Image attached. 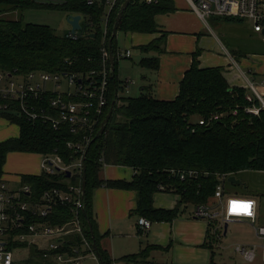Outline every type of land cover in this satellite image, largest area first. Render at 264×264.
Returning <instances> with one entry per match:
<instances>
[{
  "label": "trees",
  "instance_id": "16d2710c",
  "mask_svg": "<svg viewBox=\"0 0 264 264\" xmlns=\"http://www.w3.org/2000/svg\"><path fill=\"white\" fill-rule=\"evenodd\" d=\"M126 0H118L108 15V32L104 42L102 23L106 14V0H0V70H18L26 74L32 71L48 73H78L90 75L102 68V48L112 51L115 73L112 74L107 93V106L100 114L93 113L97 124L93 125L92 141L83 164L86 167V214L81 212L86 236L96 241L105 264H112L108 253L101 246V236L94 214V193L102 187L132 190L137 194L136 209L131 217H145L152 223L172 222L178 216L180 206L187 204H212L218 185L216 174H233L243 171L264 172V110L259 115L247 114L244 108L250 103L246 97L250 90L231 86L224 77L222 67L200 68V50L194 54L193 63L180 84L178 96L171 101L155 98L145 87L138 97L122 96L124 82L118 77L117 36L112 39L117 16ZM27 9H49L70 15H81L83 36L77 40L58 35L48 25L27 23L22 12ZM177 11L174 0H157L147 4L144 0H132L123 12L118 32L160 33L156 17ZM17 13L20 17L7 18ZM3 15V16H2ZM5 16V17H4ZM237 20L234 18H225ZM92 35H94L92 37ZM167 33L147 45L138 46L143 53L165 51ZM112 40L111 46L110 42ZM144 57L142 68L158 70L159 56ZM114 105L112 116L104 134L96 135ZM256 105H260L258 100ZM238 109L239 114L232 112ZM222 115L218 120L212 116ZM12 119L18 125L19 136L0 142V176L10 153L58 154L65 165L70 166L80 154L68 147L69 142H82L88 135L86 127L71 132L68 124L58 130L41 121H29L25 117ZM206 119L201 125L199 120ZM124 166L135 170L131 181L105 180V166ZM172 169H192L209 172L210 176L180 181L170 174ZM83 174L72 171L50 176L48 174H22V184L31 187V198L39 200L44 191L51 188L66 189L68 184L79 185ZM166 193L181 196L177 207L165 210L154 206V195L159 186ZM72 219L71 211L64 206L53 208L51 224H63ZM44 220V219H43ZM78 239V238H77ZM219 239L211 232L203 245L211 251L209 264H216V245ZM151 248L139 255L122 258L124 262L144 264L148 262Z\"/></svg>",
  "mask_w": 264,
  "mask_h": 264
},
{
  "label": "built area",
  "instance_id": "2783aa9c",
  "mask_svg": "<svg viewBox=\"0 0 264 264\" xmlns=\"http://www.w3.org/2000/svg\"><path fill=\"white\" fill-rule=\"evenodd\" d=\"M144 1L147 4L157 2ZM186 1L190 9L205 22L209 16L246 20L253 32L264 42V0ZM117 2L118 0H106V14L102 23L104 42L108 32V15ZM83 33L82 27L79 32L66 33L65 37L77 40ZM131 55L130 50H118L117 53L119 59L130 58ZM102 64L103 68L99 73L92 71L90 75L41 71L23 74L18 70H0V117L4 114L10 117H25L29 121L50 124L55 130L68 124L73 133L83 127L89 130L82 142L68 143L70 149L81 155L80 159L67 166L58 154L42 155L39 175L45 173L53 176L66 172L71 177L72 171L83 172L85 151L92 141L93 125L97 124L93 113L100 114L107 106V93L113 74L110 52L106 47L102 48ZM131 83L129 79L124 82L127 89ZM249 90L246 99L250 105L246 106L244 111L247 114L259 115L260 111L264 110V96L252 83L249 84ZM257 100L260 105H256ZM232 114L237 116L239 110L235 109ZM221 116L216 114L210 120H218ZM4 119L12 121L10 118ZM199 123L207 124V120H199ZM169 172L180 181L211 175L209 172L192 169H172ZM215 176L218 180L215 202L196 204L193 216L206 221L209 232L217 239L225 236L226 224L237 220L249 221L255 229V235L260 239V244H236L235 251L245 261L252 263L260 251L264 254V225L257 224L258 203L253 198L227 193L226 183L233 174ZM159 190L163 192L166 187L160 185ZM57 206L67 207L72 213V219L63 224H51L50 217L53 208ZM234 206L243 208L234 211ZM83 210L81 183L68 184L66 189H48L39 200L34 201L31 198V187L22 184L21 177L18 186L13 187L4 176H0V264H32L34 256H41L38 264H85L89 259L102 264L93 249L94 241L91 242L86 236L81 217ZM137 224L141 231H147L152 226V222L142 216L138 218ZM19 251L25 254L16 257L15 254Z\"/></svg>",
  "mask_w": 264,
  "mask_h": 264
},
{
  "label": "crops",
  "instance_id": "0c3cea01",
  "mask_svg": "<svg viewBox=\"0 0 264 264\" xmlns=\"http://www.w3.org/2000/svg\"><path fill=\"white\" fill-rule=\"evenodd\" d=\"M174 3L177 8L176 12L156 17L160 33H128L130 40L127 50H130V47L138 49V46L147 45L154 39L159 38L163 32L167 33L164 45L165 51L163 53L159 55L155 52L146 54L139 50L144 54L142 58L158 55L160 60L158 70L140 67L141 70L131 75V79L126 78V80L129 79L132 82L131 84L134 83L135 86H139L137 93L134 95H141L142 92L146 91L145 87H148L147 90L155 98L165 101L174 100L179 94L180 84L184 79L185 73L193 63L194 54L200 50L198 57L200 68L222 67L224 69V77L231 86L249 89V84L252 83L260 94L264 96V49L260 52L236 53L235 51H229L217 37L218 46L213 44L211 47H206L204 44L206 28L203 20L190 9L186 0H180V3L174 0ZM131 39L134 42H131ZM130 58H132V55ZM3 133L6 135L7 132ZM9 136L10 134L3 137L4 139L2 140L5 141ZM36 155L40 156L41 162L42 155ZM31 174L39 175L40 171ZM3 176L9 181L11 186H18L21 175L20 177L10 175L4 171ZM134 176L135 170L124 166L107 165L102 172V177L105 180L131 181ZM180 199L181 196L178 194L160 191L154 195V206L160 209L173 210L177 207ZM255 200L258 203L257 224H259L262 220V217H260L261 204L257 199ZM136 205L137 194L132 190L102 186L94 193V214L101 236L100 243L109 257L115 258L110 257L115 264H128L122 258L139 255L142 251L149 248L151 250L147 260L151 264L210 263L211 251L203 246L208 239V223L193 216L196 204L180 206L175 220L172 222L152 223L151 228L147 231L139 229L137 224L139 217H131L130 215V212L136 209ZM244 221L246 220H237L232 223L240 224L244 223ZM246 222L252 230H249V228L242 229L237 236L234 235V240L237 241L236 244L250 246L260 244V239L255 235L254 227L249 221ZM236 233L237 231L234 229L232 234ZM228 234L229 224L227 234L224 237H227ZM219 240L216 245L215 263L236 264L234 257L221 252L219 254L217 248L221 244L222 239ZM217 254L220 256V262L217 261ZM258 256H261L262 261H264V254L261 251ZM116 258H121L120 262H116ZM256 260H258V257Z\"/></svg>",
  "mask_w": 264,
  "mask_h": 264
},
{
  "label": "rangeland",
  "instance_id": "374dc122",
  "mask_svg": "<svg viewBox=\"0 0 264 264\" xmlns=\"http://www.w3.org/2000/svg\"><path fill=\"white\" fill-rule=\"evenodd\" d=\"M176 1L180 3V0ZM22 14V18L25 22L51 26L58 35H65L66 33L72 31V28L67 20L66 14L62 12L53 11L49 9H27L23 11ZM6 17L16 18L20 16L17 13H13L12 15H7ZM203 24H205L204 26L206 28L204 32L206 37L204 44L206 45V47H211L213 44L217 45V37L221 41V43L227 49H229V51H235L236 53L245 54L254 51L260 52L264 49V42L262 41L261 37L253 32L250 23L246 20L237 21L228 20L218 16H209L206 18V22L203 21ZM129 37L130 35L128 33H124L121 31L118 32L117 44L119 50H127V47L129 46L128 43L130 40ZM131 42L134 41L131 39ZM130 50L132 52V58H123L118 61L117 74L119 79L122 80V82H125L126 78L131 79V75L137 73L138 70H141L139 62L144 56V54L141 53V51H139V49L135 47H130ZM138 88L139 86H135V84L133 83L130 85L129 89H127L124 84L121 94L125 97H138L140 94H136V96L134 95L135 93H137ZM0 123V140L4 139L3 137H6L9 134V138L18 136V125H15L11 122H7L6 120H4V118L2 119L1 117ZM3 132H7L6 135ZM87 149L85 151V155ZM4 171L6 174L15 176H20L22 174L37 173V171H40V156L36 154H24L18 152L10 153L7 157V162ZM235 176L241 181V185L232 184L228 181L226 183L227 193L230 195L257 199L261 204L260 217H262V220L259 222V224L264 225V172L243 171L236 174ZM247 228H249V230H252L250 229L246 221L240 224H235L232 222L229 223V234L227 237L222 238V242L217 248L219 250V254L221 252L222 254H227L228 256L234 257L236 264H247L248 262L245 261L244 258L235 251V244L237 243V241L234 240V237L237 236L242 229ZM234 229L237 231L236 234H232V231ZM19 252H16V257L25 254V252L22 253L23 251ZM32 254L33 250L31 252V255ZM110 257L115 259L112 256ZM40 258L41 256H34L32 264H38ZM120 260L121 258H116V262H120ZM217 261H221L220 256L218 254ZM85 264L98 263L93 259H89L85 261ZM253 264H264V261H262L261 256H258V260H256V262H254Z\"/></svg>",
  "mask_w": 264,
  "mask_h": 264
},
{
  "label": "water",
  "instance_id": "95a60500",
  "mask_svg": "<svg viewBox=\"0 0 264 264\" xmlns=\"http://www.w3.org/2000/svg\"><path fill=\"white\" fill-rule=\"evenodd\" d=\"M132 0H126L124 2V4L122 5L121 9H120V12L117 16V19H116V23H115V26H114V29H113V33H112V39H114L117 34H118V28H119V24H120V21H121V18H122V15H123V12L127 9V7L129 6L130 2ZM67 20L72 28V32H75V31H80L82 29V26H81V20H82V16L81 15H70L67 17ZM94 35H92L93 37ZM111 43H112V40L110 42V46H111ZM110 63H111V70H112V73L114 74L115 73V64H114V55H113V52L110 51ZM113 109H114V105H112L111 109H110V112L108 113V115L106 116L105 120L103 121L97 135H96V138H99L100 136H102L104 134V131L106 129V126L112 116V113H113ZM83 176H82V181H81V191H82V201H83V204H84V213L86 214V210H87V207H86V188H87V176H86V167L85 165L83 164V172H82ZM68 177H70V174H68ZM230 183L232 184H236V185H241V181L239 179L236 178V176H231L228 180ZM227 228H228V224L225 225V235L227 234ZM93 249L94 251L96 252L98 258L100 259V261L102 262V264H105L104 262V258L98 248V245L96 243V241L94 240L93 242Z\"/></svg>",
  "mask_w": 264,
  "mask_h": 264
},
{
  "label": "clouds",
  "instance_id": "9594fccd",
  "mask_svg": "<svg viewBox=\"0 0 264 264\" xmlns=\"http://www.w3.org/2000/svg\"><path fill=\"white\" fill-rule=\"evenodd\" d=\"M243 206H234L233 210L234 211H239L242 210Z\"/></svg>",
  "mask_w": 264,
  "mask_h": 264
},
{
  "label": "snow or ice",
  "instance_id": "6c2138e0",
  "mask_svg": "<svg viewBox=\"0 0 264 264\" xmlns=\"http://www.w3.org/2000/svg\"><path fill=\"white\" fill-rule=\"evenodd\" d=\"M235 204V202H233Z\"/></svg>",
  "mask_w": 264,
  "mask_h": 264
},
{
  "label": "bare ground",
  "instance_id": "6f19581e",
  "mask_svg": "<svg viewBox=\"0 0 264 264\" xmlns=\"http://www.w3.org/2000/svg\"><path fill=\"white\" fill-rule=\"evenodd\" d=\"M86 154H87V152H86Z\"/></svg>",
  "mask_w": 264,
  "mask_h": 264
}]
</instances>
